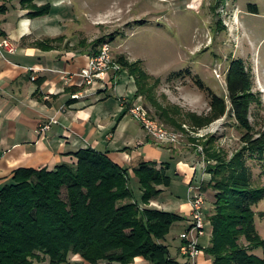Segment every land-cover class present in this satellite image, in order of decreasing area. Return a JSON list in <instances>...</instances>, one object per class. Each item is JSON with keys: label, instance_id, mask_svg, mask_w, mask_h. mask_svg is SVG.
<instances>
[{"label": "trees", "instance_id": "1", "mask_svg": "<svg viewBox=\"0 0 264 264\" xmlns=\"http://www.w3.org/2000/svg\"><path fill=\"white\" fill-rule=\"evenodd\" d=\"M20 1L31 10V18L53 11L51 4L38 6V0ZM251 9L258 13L257 6ZM37 46L51 48L43 43ZM97 53L98 49L94 55ZM118 61L135 78L136 97L144 96L155 106L160 122L185 130L184 124L204 128L226 116L236 120L243 131V147L234 158L228 160L208 143L207 159L216 161L207 169L209 186L217 194L215 212L209 219L213 227L211 246L206 253L214 264H264V259L254 254L264 247L255 212L264 200V186L255 185L249 164L264 163V129L257 130L251 122V109L262 100L254 92L255 79L246 62L236 59L228 69L230 106L225 97L196 81L210 102L209 113L200 115L183 114L179 106L161 105L154 97L156 86L140 62L131 63L124 56ZM186 73L191 75V71ZM72 155L77 164H62L53 171L18 169L0 189V264H71L76 255L82 259L78 264H134L138 258L150 264H177L165 242L173 226L185 218L148 207L171 186L169 167L158 169L150 162H141L133 168L139 184L133 188L129 169L106 154L85 148ZM65 191L66 199L62 197ZM242 239L247 246L241 245Z\"/></svg>", "mask_w": 264, "mask_h": 264}, {"label": "rangeland", "instance_id": "2", "mask_svg": "<svg viewBox=\"0 0 264 264\" xmlns=\"http://www.w3.org/2000/svg\"><path fill=\"white\" fill-rule=\"evenodd\" d=\"M56 1L45 0L44 4L54 7L53 12L37 20L58 18L62 26L58 32L65 38L63 41L76 50L94 53L102 44L109 43L117 59L124 56L131 63L140 62L139 66L156 86L157 101L165 107L179 106L183 114L205 115L210 111L207 93L201 91L197 80L225 97L230 106L227 72L234 60L243 59L254 76V92L262 100L261 105L252 107L251 122L257 130L264 129V0H58L59 5ZM253 5L258 7V13L251 9ZM123 70L127 71L124 67ZM186 71H191V75ZM181 72L185 73L171 77ZM142 98L139 103L157 119L155 106ZM163 124L183 135L180 143L174 145L179 154L183 152L187 158L193 155L195 164L201 162L196 166V181L192 186H199L204 194L206 218L210 219L215 212L217 192L209 186L207 169L216 165V161L207 159L208 143L231 160L243 147V131L229 116L204 128L184 124L185 130H178L166 122ZM170 156L167 160L175 167L180 159L173 163ZM249 164L255 185L264 186V163ZM175 176L172 170L170 177ZM190 191L181 181L174 182L171 188L182 202H189ZM62 197L67 198L66 191ZM255 212L256 227L264 240V200L255 207ZM185 229L180 224L167 236L172 255H177L182 244L179 235ZM240 243L248 245L245 239ZM254 254L264 259V247L256 249ZM81 260L80 256H73L71 264Z\"/></svg>", "mask_w": 264, "mask_h": 264}, {"label": "crops", "instance_id": "3", "mask_svg": "<svg viewBox=\"0 0 264 264\" xmlns=\"http://www.w3.org/2000/svg\"><path fill=\"white\" fill-rule=\"evenodd\" d=\"M44 2L38 0L36 4L42 6ZM59 3L57 0L56 4ZM30 12L20 0H0V42L8 38L16 46L14 53L0 49V189L21 168L53 171L62 164H77L72 154L85 148L102 152L116 164L128 168L135 187L139 184L133 168L141 162H150L158 169L168 166V175L172 170L176 174L172 186L164 188L162 195L148 207L184 217V221L173 226L186 227L180 237L192 224L191 199L195 194L190 191L189 202H182L171 188L174 182L181 181L192 190L196 166L201 162L193 163L196 157L179 154L174 145L156 143L133 120L122 100L142 105L139 102L143 98L136 97L135 78L129 72L123 71L114 87L113 83H107L105 88L103 84L86 86L77 74L87 67L94 53L76 50L65 40H57L63 37L58 32L62 27L58 18L57 21L56 18L37 20L41 17L31 18ZM49 40L57 41L50 43ZM38 43L51 48L44 50ZM74 94L80 98H72ZM52 120L57 123L51 124ZM49 124V129H42ZM169 156L173 163L180 159L175 167L167 160ZM207 222V237L199 240L200 256L190 260L178 248L177 255L171 254L177 264H214L206 253L213 233L208 217ZM165 244L170 247L167 238ZM134 264L150 263L138 258Z\"/></svg>", "mask_w": 264, "mask_h": 264}, {"label": "built area", "instance_id": "4", "mask_svg": "<svg viewBox=\"0 0 264 264\" xmlns=\"http://www.w3.org/2000/svg\"><path fill=\"white\" fill-rule=\"evenodd\" d=\"M0 49H4L9 53H14L16 51V46L10 39L5 38L0 42ZM123 71V66L115 57L110 44L104 43L98 49V53L91 57L87 67L77 74V77L83 79L86 86L103 84L102 86L105 88L107 83L111 85L113 83L112 87H114V83L116 84ZM217 77L221 76L217 73ZM72 98L79 99L80 95L74 94ZM122 102L124 106H128L129 114L141 124L150 139L162 145H176L180 143L183 136L181 132L166 127L162 122L154 118L146 107L135 103L130 104L125 100H122ZM52 123H57V121L52 120L51 124ZM51 124L43 126L42 129H49ZM191 191L195 194L191 199L192 224L190 228L180 236L182 244L179 251L181 255L194 261L202 252L199 240L201 237L207 235L208 222L206 218V198L204 194L201 192L199 186H193Z\"/></svg>", "mask_w": 264, "mask_h": 264}]
</instances>
